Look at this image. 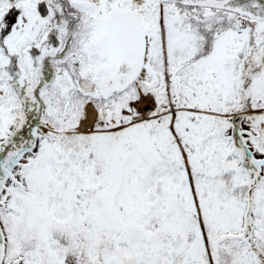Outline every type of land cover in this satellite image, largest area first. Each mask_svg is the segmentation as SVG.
<instances>
[{"label": "snow or ice", "instance_id": "obj_1", "mask_svg": "<svg viewBox=\"0 0 264 264\" xmlns=\"http://www.w3.org/2000/svg\"><path fill=\"white\" fill-rule=\"evenodd\" d=\"M0 264H264V0H0Z\"/></svg>", "mask_w": 264, "mask_h": 264}]
</instances>
